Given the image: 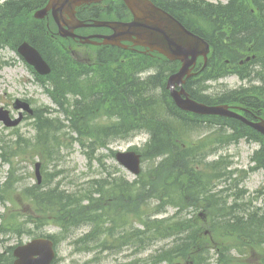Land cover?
Masks as SVG:
<instances>
[{
  "label": "trees",
  "instance_id": "obj_1",
  "mask_svg": "<svg viewBox=\"0 0 264 264\" xmlns=\"http://www.w3.org/2000/svg\"><path fill=\"white\" fill-rule=\"evenodd\" d=\"M45 1L8 0L2 3L0 43L1 46L9 45L16 48L23 39H28L40 51L50 65L51 71L44 76L34 75L58 106L57 112L63 114V119L51 118L47 108L38 109L35 113L34 136L27 138L19 135L13 145L11 143L9 147L4 144L2 147L8 148V154L13 153V150L18 153L29 150L47 161L57 158L61 148L71 149L74 142H77L84 147L90 161L94 158L96 150L106 147L113 139H125L143 131L147 132L151 139L152 130L162 122L166 128L165 148L168 147L171 153L160 161L167 169L159 174L158 179L152 171L146 169L142 173L144 177L138 179L137 185L133 183L134 186L133 184L129 186V196L123 195V188L116 196L117 199L113 198L105 205L100 199H93L91 190H88V193L83 192L78 197L55 189L43 190L42 185L37 184L24 187L21 190L22 198L30 200L31 196L40 211V219L34 220L35 224L41 226L48 221V215H53L56 222L65 228L71 223L91 225V230L82 237L83 240L86 239L85 242L95 240L103 245H109L110 241L114 240L115 245L118 244L117 247H120L123 244H134L139 238L145 237L154 243L156 240L166 238L163 236L167 234V230H173L176 217L172 215L150 220L154 213L149 212V206H146V214H139L143 229L116 233L108 226H99L109 215L115 214L121 220L128 212L133 214L136 205L140 203L147 205L163 199L169 201L172 207L183 211L201 209L207 215V221L203 223L197 215L190 216L186 226L182 228L183 233L172 237L173 246L162 249L156 255L152 254L146 259V263L177 264L181 261H192L193 264H236L235 258L250 254V259L260 257L258 263L264 264V209L248 205L251 200L242 199L245 189L239 187L249 172L258 169L264 171V136L234 119L217 115H198L179 109L165 86L169 73L179 66L177 61H169L160 56L149 57L117 47H100L96 48L91 62H78L70 55L68 40L54 38L55 26L51 19L49 28L46 29L44 21H37L31 17V12L42 6ZM154 1L172 13L187 28L203 36L211 45L212 50L206 65L200 69L202 67L200 60L199 66L195 67L196 74L187 79L186 89L190 96L206 104H238L248 109L251 116L264 117V90L261 88L239 89L228 93L229 97L211 96L206 99L196 97L189 89L194 83L203 84L207 79H214L216 61H221L224 57L228 59L232 68H241L237 64L241 57L232 49L241 48L239 41L241 36L236 33V20L233 17L240 14V18L249 16L250 19L259 22L263 16V11L258 9L262 6L259 0H229L226 4L205 0ZM122 9L125 7L120 1L112 0L97 4L89 10H78L77 13L81 19L106 18L116 10H119L117 13H121ZM23 20L27 22L25 25L20 24ZM218 23L221 25L216 27L215 24ZM29 26H34L36 36H30L33 33L27 31ZM11 33L13 38L10 37ZM251 34L252 30L246 37ZM246 39L244 48L249 53L254 50L252 41L255 38ZM221 40L224 52L217 49ZM231 51L234 54L230 55ZM105 55L108 56L107 59ZM121 56L129 58L121 61ZM150 64L158 67L151 77L158 78L159 90L155 89L149 80L144 79L140 89L133 82L143 66L148 67ZM222 68L226 72L230 69L225 61L222 62ZM88 92L95 93L96 98L88 101L91 99ZM162 98L165 99L163 103ZM82 108L88 109L90 114L81 115L79 111ZM134 111L143 119L137 120ZM172 111L179 112V117H171ZM210 122H216L218 128L209 127ZM51 124L59 131L53 132L50 129ZM199 129L211 131L193 137L192 132ZM72 133H76L77 136H73ZM149 138L143 145L145 150L142 147L136 148L144 162L153 156V151H149L151 145ZM241 139L259 144V148L250 157L253 166L237 170L230 168L232 161L228 156L220 155L216 159H209L220 147L238 143ZM158 146L160 145L158 144L157 148ZM8 154H3L4 160H9L5 158ZM183 156L192 158L181 159ZM14 187V182L10 179L0 185L1 202L6 199L4 194L17 191ZM258 192H263L264 195V187ZM85 199H88L87 203H83ZM236 208L240 210L243 218H236L235 221L226 224L213 221V215L227 217ZM24 219L25 221H22L20 215L1 213L0 234L8 236L27 234V217ZM161 223L164 231L157 228ZM189 226L191 231L188 233ZM206 230L208 234L204 233ZM230 241L232 245L228 246ZM11 249V246L7 247L9 254ZM83 249L87 250L89 246L84 245ZM12 261L11 254L8 257L0 253V264H12Z\"/></svg>",
  "mask_w": 264,
  "mask_h": 264
},
{
  "label": "rangeland",
  "instance_id": "obj_2",
  "mask_svg": "<svg viewBox=\"0 0 264 264\" xmlns=\"http://www.w3.org/2000/svg\"><path fill=\"white\" fill-rule=\"evenodd\" d=\"M209 1L226 2L228 0ZM85 32L102 33L105 31L101 29H92ZM0 59H8L12 60L13 62L11 65H5L0 68V106L5 105L11 109V104L13 103V101H15V99L17 98H20L31 99V104L33 107H53V103L50 97L46 94V92L43 91L41 86L36 83L26 63L17 55V53L11 51L8 48L1 49ZM210 85L211 89L215 92L218 91L220 87H223L224 89L232 88L238 86L239 83L233 76H229L221 80L214 81ZM31 122L32 119L30 117H27L13 129L5 128V126L0 122V141L1 139H3L2 142H4L5 140H8V142H10V140L16 138V134L25 135L28 137L32 136L35 131L31 125ZM210 130L211 129L196 131L193 136L196 137L200 134L207 133ZM147 139L148 135L146 133H137L129 138L112 140L108 144L107 148H103L95 153V155L102 157V163H100L96 159H93L88 162L83 149L78 144H74L73 149H62L57 158H53L52 160L47 161L39 156H34L29 159L24 157V160H19L17 157H12V162L16 163V170L14 171L15 180L18 176L17 180L14 181V186L16 187L17 191H19L23 187L31 185L35 182V177H32V161L35 162V160L38 159L45 166L44 169L49 170V172H55L56 170L63 171L61 175H57L54 177H58V179L64 180L61 188L66 189L64 190L66 193H73L74 191H81L82 193L85 189L90 186L87 181L91 180L96 175H105L104 171L101 169L102 166L105 165L109 170H113L114 167H119L114 157L110 156L109 149L113 151H124L128 150L132 146L141 148L143 144L147 141ZM255 148H257V144L248 143L246 141L241 140L238 144H232L222 148L216 153L214 157L219 156L221 154L229 155V159L233 161V167L243 169L249 166V157ZM147 165H149L148 162L143 163V169L146 170ZM10 168L11 165L9 163H2V161L0 160V183L5 180L6 172H8ZM122 171L128 173L125 170ZM122 171L121 173L123 174ZM62 176H64V178H62ZM129 176L132 177L131 175ZM243 184L244 187L247 189V193L244 200L246 201L255 198V190L259 189L262 185H264V172L262 170H258L250 173L244 180ZM45 187L47 188L48 185H45ZM8 196L10 197L11 193H9ZM16 196L18 195L14 194L12 197V201L7 202V205H5L6 209L14 211V209L18 205V211H20L21 205L22 207H25V204L23 203L21 205L18 203H13L16 199H20V197ZM255 204L258 207L264 209V197L256 199ZM3 210L4 206L0 204V212H2ZM174 211L175 209L172 207L166 208V212L162 216L171 215L174 213ZM198 212V210L189 209V216H194ZM82 229L85 228H81L77 231L71 232L68 237L59 245L57 255L58 258H60V261L58 264H108L114 261H122L129 263L130 260L136 257H139L143 262L149 255L154 254L159 250L161 251L162 249L170 245L173 246L172 238L168 240H156L146 249H143L138 253H134V248L132 246H124L117 250L99 251L98 249L94 248V243L90 242L89 245L93 246L91 247L92 250H79L78 252L74 250V246L71 241L78 234V231H82ZM23 239H26V237H24ZM16 241L17 239L13 238L10 240V242H1L0 250H4V247L7 245L15 244ZM231 243L232 242L230 241L228 243V246L232 245ZM249 256L250 254L244 255L242 258L240 256H237L240 258H235L236 264H260L258 263L260 257L250 259Z\"/></svg>",
  "mask_w": 264,
  "mask_h": 264
},
{
  "label": "water",
  "instance_id": "obj_3",
  "mask_svg": "<svg viewBox=\"0 0 264 264\" xmlns=\"http://www.w3.org/2000/svg\"><path fill=\"white\" fill-rule=\"evenodd\" d=\"M100 1L102 0H49L43 9L34 13V17L43 18L51 11L52 17L59 27L60 35L64 37H75L73 30L77 27H110L114 31L113 34L98 35V37L104 39L102 42L104 44L121 45L122 40H130L134 44L147 47L150 50H157L169 59L180 60L182 62L181 68L167 80V88L179 108L198 114L236 117L264 135V119L258 122L247 121L241 115L230 110L227 105L208 106L198 103L188 98L183 89L180 91L175 89V83L178 85L183 83V76L188 75V68L195 63L197 56L202 55L206 60L209 45L203 38L188 31L180 22L155 6L150 0H123L133 15L130 22L94 20L91 24H86L76 18V6ZM63 25H67L68 28ZM83 39L82 42H90L89 37H83ZM18 50L25 60L34 66L37 72L46 74L50 71L48 64L43 60L40 53L28 43H22ZM186 82L187 79L184 80V83ZM17 122L18 119L11 124ZM116 159L120 164L130 169L131 172H139L140 155L135 152H118ZM36 166H39V164H36ZM14 255L16 256L14 264H50L53 256L52 244L44 239H36L26 245L18 246L14 250Z\"/></svg>",
  "mask_w": 264,
  "mask_h": 264
},
{
  "label": "bare ground",
  "instance_id": "obj_4",
  "mask_svg": "<svg viewBox=\"0 0 264 264\" xmlns=\"http://www.w3.org/2000/svg\"><path fill=\"white\" fill-rule=\"evenodd\" d=\"M259 3L262 5L261 7H259L258 9L260 11H263V16L260 18L259 22L254 21L253 19H250L249 16H245V17H241L240 18V14L237 15L236 17H233L235 21V30L236 33H238L241 38L239 39L240 41V46L241 48L239 49L238 47H233V52L238 55V57H241L240 60L238 61V65L241 67L240 69H234L231 67V64H229L228 59L226 57H224L221 61H216V65H215V73L213 78L215 79H207L203 82V84L200 83H194L192 84L191 87H189V89L191 90V92L196 96V97H200V98H209V97H216V96H222V97H229V94L231 91H235V90H239V89H243V90H252L255 87L257 88H261L262 90H264V0H259ZM257 10V8H256ZM25 23H27L25 20H23L22 22H20V24L25 25ZM221 24H215L216 27H219ZM34 26H29L27 27V31L29 33H33L30 36H36L37 34L34 33ZM247 29V31H246ZM252 30V34L248 37H246V35L248 34V32H250ZM247 32V33H246ZM10 37L13 38V33L10 34ZM246 38H255L252 42L254 45V50L252 52L247 53L245 51V44L247 39ZM222 39V38H221ZM223 40V39H222ZM222 40L219 41L218 45H217V49L219 51L224 52V46L222 45ZM232 51L229 52L230 55L234 54ZM106 59L108 58L107 55L104 56ZM225 61L227 64V67H230V69L226 71H224V69L222 68V62ZM144 68L142 69V71L138 72L137 76L134 77L133 82L139 87L141 84L143 83L142 81L145 80H149V82L151 84H154V88L159 90V85H158V78H156V76L151 77L152 75H154L158 69L157 66H155L154 64H150L147 66H143ZM229 76H233L239 83L238 86L232 87V88H226L224 89L223 87H220L218 89V91H213L211 89V83L214 81H218L221 80L223 78L229 77ZM187 83V82H186ZM186 83H184V86L186 87ZM90 95V98L88 101L94 100L96 98V94L93 92H88ZM189 93V91H188ZM190 94V93H189ZM80 97V95L78 96ZM172 99V98H171ZM162 103L165 102V99L162 98L161 99ZM172 101L174 102V104L176 105L175 101L172 99ZM198 101V100H197ZM202 102V101H199ZM82 106H84V104L82 103ZM177 106V105H176ZM79 113L81 115H85L88 116L89 110L88 109H81L79 111ZM135 115V118L137 120H141L143 119V117L136 111H134L133 113ZM171 117H179V112L177 111H172L170 113ZM227 118L230 119H234L237 121H240L239 118L236 117H229V116H225ZM150 120V119H148ZM241 122V121H240ZM216 122H210L209 127L217 129L218 128V124H215ZM164 124L162 122H160L157 125V128L152 130V137H151V145H150V149L149 151H153L151 156V159H148L147 162L149 163V165L146 166L148 171H152L153 174H155L156 179L159 178V174L163 173L167 168L164 167L160 161L163 158H166L170 155L171 151L168 149V147L165 148V142L167 144L166 141V135H165V130L166 128H164ZM50 129L53 132H58V128H56L53 124H51ZM75 136L76 133H74ZM150 137V135H149ZM145 144V143H144ZM143 144V145H144ZM158 146L157 148V145ZM142 148L145 150V146H142ZM218 150H216L213 154L217 153ZM176 158V157H175ZM175 158L173 159V161L175 160ZM192 158V156H183L181 159H190ZM166 168V169H165ZM158 174V175H157ZM62 178H64V176H62ZM63 179H58L55 177H52L49 179L48 181V187L45 188L44 190H51V189H55L62 191V184H63ZM244 181L240 184L239 187H242L245 189V193L242 196V199H245L246 193H247V189L244 187ZM101 184L103 185V188H100L98 186L93 188V199L94 200H103V199H112L116 198L117 199V195L120 193L121 189L124 188V192L123 195L124 196H129L130 194V190H129V186H127V179L125 177H123L120 173H114V172H108L106 173L102 178H101ZM264 187V185H262L259 189L255 190L256 192V196L255 198L249 199L251 201L248 202V205L258 208V206L255 204V200L260 198V197H264V195L262 194L263 192H258L259 190H261ZM60 197L63 195L59 194ZM73 200V198H70ZM119 201V200H117ZM95 202V201H94ZM227 203V201H226ZM145 206H149L148 210H150L149 212H152L154 214H158L160 213V215H163V213L166 212V208H171V203L169 201L166 200H157L155 203L150 202L147 203V205ZM174 215L172 217H176L175 222L173 223V230L169 229L167 230V234H165L163 236L166 237L164 239L168 240L171 239L172 237L177 236V234L179 235V233H183L182 228L186 226L187 222L190 218L189 213L185 212L179 208H174ZM158 212V213H155ZM153 214V215H154ZM158 218H162L161 216ZM236 218H243V216L240 213V210H238L237 208L233 211V213L231 215H228L227 217H223L220 216V214H217L216 216L213 215V221L215 223L218 224H226L229 222H233L236 220ZM150 220H154V217H151ZM163 223L158 225V229H160L161 231H164V227H162ZM81 226V224H75V223H71V227H79ZM187 232L189 233L191 231V227H187ZM162 239V238H161ZM159 239V240H161ZM163 239V240H164ZM139 244L142 246H148L151 245L152 242H150L149 239L143 237L139 240ZM160 251V250H159ZM159 251H157L156 253H154L155 255L157 253H159ZM151 263V262H149Z\"/></svg>",
  "mask_w": 264,
  "mask_h": 264
},
{
  "label": "clouds",
  "instance_id": "obj_5",
  "mask_svg": "<svg viewBox=\"0 0 264 264\" xmlns=\"http://www.w3.org/2000/svg\"><path fill=\"white\" fill-rule=\"evenodd\" d=\"M3 2V0H0V3H2Z\"/></svg>",
  "mask_w": 264,
  "mask_h": 264
},
{
  "label": "flooded vegetation",
  "instance_id": "obj_6",
  "mask_svg": "<svg viewBox=\"0 0 264 264\" xmlns=\"http://www.w3.org/2000/svg\"><path fill=\"white\" fill-rule=\"evenodd\" d=\"M124 177V176H123Z\"/></svg>",
  "mask_w": 264,
  "mask_h": 264
}]
</instances>
